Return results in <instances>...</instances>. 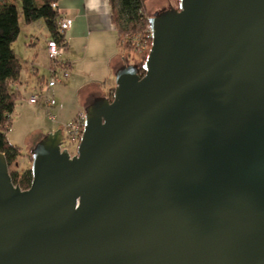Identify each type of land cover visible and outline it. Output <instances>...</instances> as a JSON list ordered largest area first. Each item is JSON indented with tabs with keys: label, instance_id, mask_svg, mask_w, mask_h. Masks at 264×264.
<instances>
[{
	"label": "water",
	"instance_id": "95a60500",
	"mask_svg": "<svg viewBox=\"0 0 264 264\" xmlns=\"http://www.w3.org/2000/svg\"><path fill=\"white\" fill-rule=\"evenodd\" d=\"M85 107L77 154L0 153V264H264V0H180Z\"/></svg>",
	"mask_w": 264,
	"mask_h": 264
},
{
	"label": "crops",
	"instance_id": "0c3cea01",
	"mask_svg": "<svg viewBox=\"0 0 264 264\" xmlns=\"http://www.w3.org/2000/svg\"><path fill=\"white\" fill-rule=\"evenodd\" d=\"M57 6L61 17L72 20L71 27L63 34L66 51L61 58L63 66L68 71V76L65 77L62 85L57 84L50 91L57 102L54 109L57 116L55 126L56 124L60 126L73 120L78 114L85 113V107L96 97L106 95L104 86L108 85V89L111 88L113 78H115L114 74L123 66L125 58L120 55L118 32L111 22L108 0H61ZM39 27H45L43 36L45 45L38 53L34 34ZM27 29L31 35L27 45L34 49H27L24 57H19L24 63V70L20 82L13 85L17 96L12 118L15 113L19 116H26L27 112L32 117L40 113L44 115L48 113L42 100L36 105L30 104L28 100L32 95L37 94L49 80L45 72H47L46 60H48L47 42L51 39V35L44 20L29 24ZM32 50H35L34 53ZM44 128L35 129L39 132L31 148L43 136L58 130L56 127L50 130ZM27 161L20 156L18 166L20 167V163H27Z\"/></svg>",
	"mask_w": 264,
	"mask_h": 264
},
{
	"label": "trees",
	"instance_id": "16d2710c",
	"mask_svg": "<svg viewBox=\"0 0 264 264\" xmlns=\"http://www.w3.org/2000/svg\"><path fill=\"white\" fill-rule=\"evenodd\" d=\"M17 1L21 3L18 9ZM61 0H0V153L4 154L10 169V175L15 185L22 190L31 187L33 174L31 167L20 171L17 168L18 159L22 156L21 148L13 145L8 133L13 124L12 114L16 108V93L13 85L20 82L24 63L13 49L21 32V21L29 25L38 20H44L50 32L51 39L65 44V37L59 30L61 14L53 8ZM179 3L180 0H176ZM148 0H108L111 9V22L118 32L120 50H133L143 44L147 51L141 56L140 72L145 74L143 64L152 47V36L149 31L147 13ZM66 45V44H65ZM114 87L106 95L112 98ZM32 158V156H30Z\"/></svg>",
	"mask_w": 264,
	"mask_h": 264
},
{
	"label": "rangeland",
	"instance_id": "374dc122",
	"mask_svg": "<svg viewBox=\"0 0 264 264\" xmlns=\"http://www.w3.org/2000/svg\"><path fill=\"white\" fill-rule=\"evenodd\" d=\"M17 6L18 9L21 10V3L17 1ZM178 4L176 0H148L147 6L148 10L147 13L148 15L150 14L151 16L155 14L156 12L162 10L164 7H169V5L178 7ZM21 27L22 31L20 32L18 40L13 44V49L14 51L18 54V56L24 57L25 51L27 49H31L32 47L27 45V42L31 39V35L28 32V25L25 24L23 21H21ZM49 32V31H48ZM45 33V27H39L36 32H35V40L37 41V50L38 53L40 52V48H44L45 45V40L43 38ZM48 34V33H47ZM50 34V32H49ZM144 44V43H143ZM143 44H140L136 47L133 48V50H125L122 49L120 50V55L123 56L124 62L123 65L126 64H139L142 61V55L147 51V48L143 46ZM34 49V48H32ZM35 50H32L34 53ZM47 64H46V70L45 74L47 75V78L49 79L51 77V60L48 58ZM62 82L65 79V76L62 75L61 77ZM62 82L58 83V85H62ZM115 78H113V83L111 84V88H115ZM109 86L106 85L104 86V91L106 92V95L108 92L111 90L108 89ZM44 128L47 130L54 129L55 127L57 129L62 130V125L59 126V124H56L49 118V114L45 113H40L38 116H30L26 112V116H19L18 113H15L14 118H13V125L10 129V132L8 133V138L9 140L16 144L19 145L21 150H22V157L24 160H28L27 163H20V167L17 165V168L20 171L25 170L27 167L32 166V156L31 151L33 150V147L31 148V144L36 138L38 134V130H35L36 128ZM35 131V132H34ZM34 132V133H33ZM50 133V132H49ZM68 145V143H66ZM72 153L75 152V149L72 148L70 149ZM29 158V159H28Z\"/></svg>",
	"mask_w": 264,
	"mask_h": 264
},
{
	"label": "built area",
	"instance_id": "2783aa9c",
	"mask_svg": "<svg viewBox=\"0 0 264 264\" xmlns=\"http://www.w3.org/2000/svg\"><path fill=\"white\" fill-rule=\"evenodd\" d=\"M54 9H58L57 4H53ZM72 25V20L66 17H61L59 21V30L64 34ZM149 31L150 28L148 27ZM151 32V31H150ZM66 51V45L64 43H58L55 39H50L47 42V53L48 58L51 60V77L45 85H43L37 94L32 95L29 98V103L36 105L42 100L49 114V118L53 121H57V116L54 112L57 102L54 96L50 94L52 88H54L58 83L62 82V75L68 76V71L63 66L61 58ZM86 115L85 113L78 114L73 120L62 124V134L63 140L61 144V149H66L71 156L77 154V150L82 141L83 132L85 128ZM68 143V145H66ZM74 148L75 152L72 153L70 149Z\"/></svg>",
	"mask_w": 264,
	"mask_h": 264
},
{
	"label": "flooded vegetation",
	"instance_id": "af4514ba",
	"mask_svg": "<svg viewBox=\"0 0 264 264\" xmlns=\"http://www.w3.org/2000/svg\"><path fill=\"white\" fill-rule=\"evenodd\" d=\"M175 7V6H174ZM167 7H164L162 10H160V11H163L164 9H166Z\"/></svg>",
	"mask_w": 264,
	"mask_h": 264
}]
</instances>
